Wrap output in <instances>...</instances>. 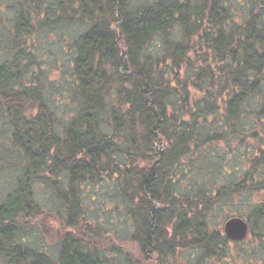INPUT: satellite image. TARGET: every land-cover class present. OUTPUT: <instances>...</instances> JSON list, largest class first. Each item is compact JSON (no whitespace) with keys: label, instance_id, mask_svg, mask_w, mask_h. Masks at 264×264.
I'll return each mask as SVG.
<instances>
[{"label":"trees","instance_id":"16d2710c","mask_svg":"<svg viewBox=\"0 0 264 264\" xmlns=\"http://www.w3.org/2000/svg\"><path fill=\"white\" fill-rule=\"evenodd\" d=\"M236 3L0 0V264H105L109 237L85 219L80 192L108 178L133 228L120 242L140 255L110 245L125 264H264V0ZM61 25L79 31L65 123L34 73V37ZM220 141L248 146L244 170L218 185L203 159V183L187 184L179 164ZM37 186L60 206L54 254L27 240L45 216ZM236 198L245 211L227 213ZM235 218L248 226L241 241L224 232Z\"/></svg>","mask_w":264,"mask_h":264},{"label":"rangeland","instance_id":"374dc122","mask_svg":"<svg viewBox=\"0 0 264 264\" xmlns=\"http://www.w3.org/2000/svg\"><path fill=\"white\" fill-rule=\"evenodd\" d=\"M136 1L144 2L145 0ZM232 1L234 3L237 1L238 4L236 3L234 7H238V9L243 4V0ZM77 34H79V31L76 26L61 25V27H57L56 29L40 30L34 37V44L36 46L35 54L41 64L39 65V69L35 68L34 73H42L40 80L46 89L45 95L48 99V104L51 110H54L56 113L57 120L61 123H65L68 116L75 111V105L69 98L71 89L69 86L71 82V54L67 48L68 42ZM190 92L194 98L196 93H193L192 90ZM1 122L2 116L0 113V133L3 134ZM246 142L247 144L251 143V145L256 143L250 139ZM231 146L233 147L230 151L223 141L212 144L198 143V147L193 154L189 155L188 159H184L177 168H179V171L186 173L184 179L189 178L187 184L196 182L195 184L200 185L203 183L202 178L205 176L199 170L200 161L207 159L209 161V167L212 165L215 167L211 175H215V180L218 185L224 181H232L233 178L238 177L246 166V163L244 161L240 163L239 159L243 153L247 152L248 146L244 144L238 146L236 142ZM188 169L191 170V173ZM5 177H0V192L2 191V194L8 188V184L5 182L7 178ZM181 182L183 183V187H185L186 183L184 184L182 178ZM82 186L80 197L82 198L85 219L90 224H99L100 227L105 229L109 237L105 241L103 240L100 245L98 244L104 251V261H102L105 264H125L122 261V257L125 256L124 254L110 250L109 246L112 244L119 246L125 252H128L133 259L137 260L140 255L138 254L139 251L136 246L130 242H120L121 240L129 238L133 228L131 227L130 219L124 212V204L115 190L114 179L108 178L99 184H85ZM36 199H38L45 216L36 219L33 228L27 233V240L29 243L37 245L45 253L54 254L59 245V239L65 232L63 222L58 215L60 206L51 191L47 188L37 186ZM233 201L232 206H223L227 209V213L233 214L234 212L239 213L240 211H245L246 201L239 198ZM213 217L215 224L219 223L221 225L223 221V213L221 210H216ZM99 247L98 250H101Z\"/></svg>","mask_w":264,"mask_h":264},{"label":"water","instance_id":"95a60500","mask_svg":"<svg viewBox=\"0 0 264 264\" xmlns=\"http://www.w3.org/2000/svg\"><path fill=\"white\" fill-rule=\"evenodd\" d=\"M224 232L232 241H241L246 237L248 226L240 219H232L224 223Z\"/></svg>","mask_w":264,"mask_h":264}]
</instances>
